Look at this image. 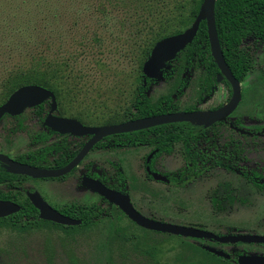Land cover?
Returning <instances> with one entry per match:
<instances>
[{
  "label": "rangeland",
  "instance_id": "1",
  "mask_svg": "<svg viewBox=\"0 0 264 264\" xmlns=\"http://www.w3.org/2000/svg\"><path fill=\"white\" fill-rule=\"evenodd\" d=\"M90 1L48 0L50 6L61 11L55 15V19L43 21L40 17L32 30L41 37L50 34L51 52L57 50L56 47L63 52L73 50L74 47L80 51L77 45L79 42L87 44V49L92 50L91 53L79 55L73 64L75 73L82 75L85 81L83 92L76 99L68 97L61 100L58 105L65 114L82 112L85 120L102 112L122 110L129 106L138 69L134 19L119 10L101 17L93 12ZM36 3L37 0H0V80L21 58L22 54L17 53L25 51L22 46L16 48L14 44L18 35L14 36L10 32L4 36L2 18L9 11L18 12V8ZM45 22L47 27H52L42 28ZM94 33L100 36V46L94 40ZM9 49L15 50L13 53L17 55L10 56ZM177 62L168 63L165 70ZM199 75L198 71L190 74L189 82L178 100L179 109L193 104ZM174 88V80L161 71L153 78L146 94L155 101L169 95ZM225 88L224 84H220L219 90L203 106L224 101ZM241 89L242 100L230 116H243L247 126L264 128V42L257 43L254 49L251 68L241 81ZM19 118L21 130L9 134L4 133L2 128L12 127L15 119L6 116L0 120L1 150L2 144L13 154L30 149L34 146L29 141L30 136L44 130L40 121H34L28 109ZM93 123L99 124L98 121ZM144 152H147L145 147L118 152L103 148L100 152L89 153L84 161L97 160L105 166L118 163L128 179L127 184L134 188L132 201L147 216L150 214V217L165 222L197 226L217 235H264V190H257L251 182L235 173L217 169L203 170L200 175L188 177L180 184L143 179L140 155ZM184 163L176 146L172 153L157 156L153 166L155 171L174 173L184 169ZM254 164L264 172V159L259 155L252 154L250 157L249 165ZM186 170L191 172L190 169ZM65 179L72 182L70 191L62 194L65 200L91 202L97 199L94 195L84 196L83 190L71 176ZM38 182L36 187L45 197L47 194L56 197L58 193L66 191L51 180ZM214 187L219 188L221 193L228 189L229 194H232V200L222 210L215 209L209 200L208 192ZM144 229L115 208L111 215L88 224L76 225L60 226L38 221L20 226L10 217H0V264H225L218 259L212 263L209 255L194 251L192 246L199 244L222 249L234 259L241 253H264V243H220L212 239ZM147 249L153 250L154 258L147 254ZM226 264L235 262L230 260Z\"/></svg>",
  "mask_w": 264,
  "mask_h": 264
},
{
  "label": "trees",
  "instance_id": "2",
  "mask_svg": "<svg viewBox=\"0 0 264 264\" xmlns=\"http://www.w3.org/2000/svg\"><path fill=\"white\" fill-rule=\"evenodd\" d=\"M79 1L83 2L84 0ZM88 1L90 0H86L87 3ZM92 1H90V5L93 12L98 13L101 17H107V15L119 10V12H123L134 19L136 25L135 37L137 38V43L135 42L136 38H134V45L138 49V69L134 76L136 85L129 106L124 107L122 110L102 112L98 116L89 117L88 120L84 119L82 112H76L74 115L86 123L98 121V123L110 124L146 115L176 111L178 106L177 101L172 97L173 95L169 94L164 98L152 101L146 92L142 91L146 88L142 80L146 79L149 81V79L142 74L141 66L148 57L151 47L158 39L178 33L191 24L202 0ZM47 2L48 0H37L36 4L26 5L24 8L17 7L19 13L9 11L6 13L7 16L5 17L4 15L2 18V26L5 28V31L2 32L4 36H7L10 32H13L14 36L18 35L19 37L14 41V44L16 48L22 46L25 51L24 53L23 51L17 53L22 54L21 58L14 63V68L6 71V75L0 80V104L17 87L30 83L44 86L53 91L58 105L61 100L68 97L76 99L84 90L85 81L82 80L83 76L75 73L73 64L77 61L79 55L92 52V50L87 49L88 45L79 42L77 45L80 46V51H77L74 47L73 50L63 52L56 47L57 50L51 52L50 34L48 33V35L41 37L32 31L36 27L37 22L40 21V17L42 18L41 20L44 21L45 19L48 21L51 18L55 19V15L61 11L57 7L50 6ZM87 7L89 6L87 5ZM76 9L80 8L76 7ZM214 18L224 59L236 78L240 80L251 68L256 44L264 42V0H215ZM138 24L140 25L137 26ZM51 27H47V22L42 26L44 29H50ZM94 40L97 46L101 45L100 36L95 34ZM8 51L10 56L17 55L13 53L15 51L13 49ZM179 53L182 54V57L178 65V75L180 76L181 73L184 75L183 77L181 75L178 79L181 83L185 80L184 77L188 68L196 63L204 65L206 72L205 81H214L218 68L210 54L204 20L200 21L192 41ZM180 65L181 67H179ZM47 106L48 101L36 105L33 108L36 117L41 118L46 112ZM57 110L60 114H63L59 106ZM193 124L195 123L187 121L163 123L137 132L150 131L151 138H158L161 142L166 143L167 138H183L189 134V131L187 132L186 130L190 129L189 127L193 126ZM71 155H69V158ZM66 160H62L61 163ZM32 163H35V160ZM1 183L2 166L0 165ZM0 199H2L1 187ZM25 212L27 213L23 215ZM70 216L80 219V224H88L100 217L99 214L94 212L93 207L90 208V212L87 211ZM6 217H10L14 223L20 226L38 221H47L63 226L62 224L39 218L36 209L29 202L27 204L24 203L18 212ZM192 248L196 252L202 251L209 255L212 263L218 259L223 260L225 264L230 260L237 264L236 258L234 259L230 256L228 259H223L203 249L200 244L193 245ZM146 252L150 257L154 258L155 254L152 249H147ZM208 264L211 263L208 262Z\"/></svg>",
  "mask_w": 264,
  "mask_h": 264
},
{
  "label": "flooded vegetation",
  "instance_id": "3",
  "mask_svg": "<svg viewBox=\"0 0 264 264\" xmlns=\"http://www.w3.org/2000/svg\"><path fill=\"white\" fill-rule=\"evenodd\" d=\"M179 52L172 60L168 61L178 62L168 70H165L166 67L162 69L166 73L167 77H170L174 80L175 88L170 93V95H173L172 97L177 101L178 109L176 111H210L216 110L225 105L230 100L232 95V86L228 79L225 76L219 77L220 72L218 69L215 74L214 81L207 82L204 79L206 76L204 65L196 63L188 68L184 77L185 80L183 81V83H181V81H179L178 79L181 75L182 77L184 75L183 73H181L180 76L178 75V65L182 57V54ZM179 67H181V65ZM194 71L200 72L197 80L196 96L194 97V102L192 105L185 109H179L178 100L182 97V93L184 92V89L189 82L190 74H192V72ZM248 72L249 70L247 71V73ZM233 76L236 78L234 74ZM245 76L240 80L236 78L240 86V99L234 109L223 119L216 120L209 125L193 124V126L189 127L190 129L186 130L187 132L189 131V134L185 135L183 138H167V142L163 143L158 138H151L150 131H143V133H138L137 131L141 129L130 132L111 134L102 137L94 142L90 149L78 161L76 165H74L68 172L55 177H32L25 174L16 173L8 170L7 166L3 162H0V165L2 166V183L0 184V187L2 188V200L14 202L19 206V209L17 211L8 214L7 216H11L21 210V207L24 203L27 204V202H29L34 207L28 197V193L32 192H37L42 197V199L46 201L52 208L69 217H71L70 215L72 214L78 215L87 211L90 212V208L92 207L94 212L99 214V218L111 215L113 208H115L122 215H125L124 212L116 204L109 202L98 192L83 185V177H88L91 180L98 181L111 190H115L122 194H127L133 207L140 212L137 205L132 201L131 195L134 188L130 187L127 184L128 179L118 163H111L110 166H105L103 165V163H100L97 160H90L87 162L84 161L89 153L96 151L100 152L103 148L117 152L131 149L134 151L140 149L141 147L147 148V152H144L140 155L141 166L143 169V179H154L164 184L170 182L180 184L188 177H195L196 175H200L201 171L203 170L217 169L223 172L235 173L244 178L245 181L251 182L257 190L263 191L264 172L262 171L261 167L257 168L255 164L250 166L249 163L252 154L259 155L262 160L264 159V128H258L257 126L252 125L247 126L243 116H236L233 118L230 116L232 113H234V111L240 104V101L242 100L241 81H243ZM148 79L149 81L145 79V83L142 80L143 85L146 86V88L142 91L147 92L148 86L153 81V78ZM220 84H224L226 87V97L224 101H219L211 106L204 107L203 105L213 97L215 92L219 90L218 86ZM45 101H48V106L46 107V112L41 118L36 117L33 110L36 105L26 107L24 109H28L34 121H40L41 125L44 128V130L36 132L30 136L29 141L34 146L23 152L13 154L11 153V151L6 150L4 144H2V150L0 149V153L8 156L14 161H18L21 163H26L43 168H59L66 165L78 153L83 145L91 138V134L75 135L70 134L69 132L61 133L44 125L43 121L48 112L50 104L49 99L44 100L43 102ZM57 107L53 112L54 115L74 118L78 120L82 125H102V123H86L85 121L78 119L74 114H60L57 110ZM22 112L15 115L4 113L0 117V120L6 116L15 119V124L12 127L2 128V131L4 133L9 134L16 130H21V120L19 117ZM180 131L182 132L181 129ZM176 146L185 161L184 169H178L174 173H161L155 171L153 166V161L155 160V158L163 154L172 153ZM70 154L72 155L69 158ZM64 159L67 160L64 163H61V161ZM34 160L35 163H32V161ZM186 169H190L191 172H188ZM152 173L164 175L167 180L164 181L155 179L152 176ZM69 176H71L77 182L79 188L83 190L82 194L84 196L94 195L97 199L91 202H85L77 199L65 200L62 197V194H67L66 192H69V188L72 187V182L68 179H65ZM39 180H51L54 182L53 184H55L59 188L66 189V191L65 193H58L56 197H52L48 194L47 197H45L41 192H39L38 188L36 187V185L39 183ZM222 186V188H224V184H222ZM143 189H145V187ZM218 190L219 188L216 187L210 189L208 192V196L211 205L215 209L222 210L224 209L225 204H228V202L232 200V194H229L228 189H225V192L223 193L219 192ZM34 208L36 209L38 215V209L36 207ZM26 213L27 212L23 213V215H25ZM99 218H96L95 220Z\"/></svg>",
  "mask_w": 264,
  "mask_h": 264
},
{
  "label": "water",
  "instance_id": "4",
  "mask_svg": "<svg viewBox=\"0 0 264 264\" xmlns=\"http://www.w3.org/2000/svg\"><path fill=\"white\" fill-rule=\"evenodd\" d=\"M214 4L215 0H202L195 18L188 27L178 33L158 39L151 47L148 57L143 61L141 71L144 77H157L161 70L166 67V63L172 60L180 50L192 41L200 21L204 20L210 53L219 69V77L225 76L232 86L231 98L225 105L210 111H172L138 117L118 123L91 126L82 125L74 118L54 115L53 112L56 110L57 102L53 91L34 83L24 84L12 91L5 101L0 104V117L4 113L11 115L19 114L26 107L35 106L49 99L50 104L43 121L44 125L61 133L69 132L75 135L91 134L92 136L66 165L59 168H43L21 163L10 159L2 153H0V162H3L8 170L16 173L32 177H55L68 172L86 154L92 144L102 137L116 133L130 132L163 123L187 121L195 124L209 125L216 120L223 119L234 109L239 101L240 86L238 80L233 76L226 63L221 50L215 26ZM143 81L145 83V79H143ZM152 176L155 179L167 180L164 175L158 173H152ZM82 184L98 192L109 202L116 204L131 221L148 230L192 238L212 239L220 243H264L263 234L236 233L217 235L197 226L176 224L154 219L136 210L131 204L127 194L111 190L100 182L91 180L88 177H83ZM28 197L34 207L38 209V216L41 219L62 225H76L81 222L80 219L69 217L52 208L37 192L28 193ZM18 209L19 206L16 203L0 199V217H5ZM202 248L224 259L229 258V254L222 249L205 244H202ZM235 261L237 264H264V254L241 253L236 256Z\"/></svg>",
  "mask_w": 264,
  "mask_h": 264
}]
</instances>
